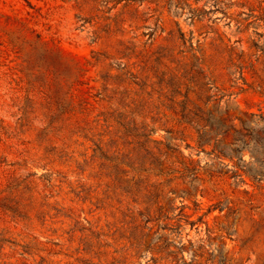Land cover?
<instances>
[{
	"label": "rangeland",
	"instance_id": "obj_1",
	"mask_svg": "<svg viewBox=\"0 0 264 264\" xmlns=\"http://www.w3.org/2000/svg\"><path fill=\"white\" fill-rule=\"evenodd\" d=\"M148 1L0 0V264H195L188 248L205 238L203 222L211 228L219 215L214 211L202 217L211 204L208 199L182 194L192 193L188 181L174 180L156 189L153 178L130 197L116 188L94 156L97 142H108L98 136L94 120L107 109L98 95L110 58L124 55L118 60L136 64L135 72L142 68L138 76H147L148 84L179 87L177 103L183 100L190 66L205 60L214 86L232 95L236 109L230 114L243 122L250 121L251 113L264 112V99L238 74L221 69L216 35L202 28L206 22L191 26L186 10L164 0ZM248 7L230 13L248 14ZM221 16L211 19L219 21L214 28L224 43L229 40L248 51V37L233 34L234 23L225 26L228 20H218ZM257 31L264 34V27ZM36 36L55 50L48 60L30 42ZM251 40L258 42L253 35ZM57 51L85 71L78 92L59 91L55 76L48 75L58 69ZM244 76L250 84V76ZM47 81L58 95L69 93L73 115L54 116L60 101L46 100ZM218 100L212 97L207 106L214 116ZM167 115L175 117L172 111ZM163 135L159 131L152 138ZM176 144L200 167L210 163L194 138ZM242 159L250 161L247 151ZM222 162L233 165L228 159ZM147 207L148 221L139 216ZM226 243L227 248L234 245L228 239ZM181 246L177 257L170 255Z\"/></svg>",
	"mask_w": 264,
	"mask_h": 264
},
{
	"label": "trees",
	"instance_id": "obj_2",
	"mask_svg": "<svg viewBox=\"0 0 264 264\" xmlns=\"http://www.w3.org/2000/svg\"><path fill=\"white\" fill-rule=\"evenodd\" d=\"M157 1L150 0L147 3ZM164 2L174 5L176 10H186V18L191 26L206 22L202 28L207 30L205 34L216 35L213 42H218L216 61L224 63L221 69L230 76L238 74L243 84L264 99V43L258 44L264 34L257 31L264 27V0H254V3L247 0ZM103 3L106 4V1ZM246 5L249 6L248 14L230 13L233 8L242 9ZM218 13L222 15L218 20H228L225 26L231 28L234 23L233 34L248 37V51L229 44V40L224 43L223 34L214 28L219 21L211 19ZM173 14L179 16L183 13ZM250 29H253L252 34H249ZM30 33L33 32L30 30ZM252 35L254 39L258 38V42L251 40ZM30 42L40 48L47 60L54 54L55 50L41 36H36V41ZM56 55L58 69L55 72L48 70V75L55 76L59 91L78 92L85 71L78 63L67 61L59 51ZM112 57L98 95L106 101L107 109L94 120L101 132L98 136L103 135L108 139L107 143L99 141L96 145L94 156L101 161L100 167L109 172L116 188L130 197H136L139 185L153 178L156 180V189L174 180L188 181L192 193L182 194L195 196L199 193L201 198L208 199L211 204L207 214L202 217L214 211L219 215L214 218L215 225L211 228L207 222H203L206 226L205 238L200 244L197 247L190 244L188 249L192 252V263L264 264V112L259 110L258 114L251 113L248 122L230 114L236 109L232 95L214 86L209 77L211 67L204 59L203 63L190 66V78L184 85L183 100L177 103L175 96H181L179 87L172 89L169 85L148 84L147 76H138L142 68L135 72L136 64L118 60L124 55ZM244 74L250 76V84ZM53 89L47 81L44 87L46 100L51 103L60 101L54 116L59 119L73 115L74 107L67 95L69 93L58 95V91ZM216 96H219V100L214 116L207 106ZM177 106L181 108L179 112H176ZM170 111L175 113V117L167 115ZM54 121L49 122V125ZM159 131L164 133L161 140L153 139ZM192 138L198 149L211 158L204 167H200L190 156L185 157L176 144ZM207 149L210 151L206 152ZM243 151L249 153V162L242 159ZM224 159L233 162V165L230 168L224 165ZM160 179L162 181L158 182ZM243 185L247 188L241 189ZM170 193L173 194V191ZM200 205L195 204L197 207ZM149 212L150 207H147L139 216L148 221ZM216 219H220V222ZM235 227L238 229L235 230ZM233 236L235 239H231ZM226 239L234 245L227 248ZM174 248L175 251L170 252V255L177 257L183 246Z\"/></svg>",
	"mask_w": 264,
	"mask_h": 264
}]
</instances>
